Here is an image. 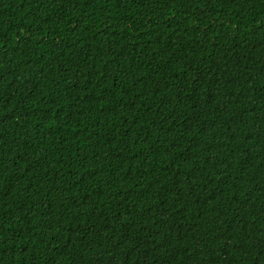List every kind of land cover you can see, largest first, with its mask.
I'll return each mask as SVG.
<instances>
[{
  "label": "trees",
  "instance_id": "trees-1",
  "mask_svg": "<svg viewBox=\"0 0 264 264\" xmlns=\"http://www.w3.org/2000/svg\"><path fill=\"white\" fill-rule=\"evenodd\" d=\"M0 264H264V0H0Z\"/></svg>",
  "mask_w": 264,
  "mask_h": 264
}]
</instances>
